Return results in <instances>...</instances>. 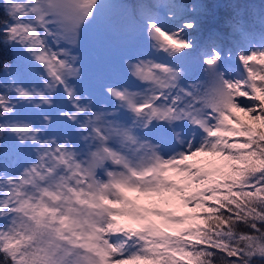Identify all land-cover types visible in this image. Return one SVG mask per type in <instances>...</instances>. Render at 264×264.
Listing matches in <instances>:
<instances>
[{
  "label": "snow or ice",
  "instance_id": "1",
  "mask_svg": "<svg viewBox=\"0 0 264 264\" xmlns=\"http://www.w3.org/2000/svg\"><path fill=\"white\" fill-rule=\"evenodd\" d=\"M0 264H264V0H0Z\"/></svg>",
  "mask_w": 264,
  "mask_h": 264
},
{
  "label": "trees",
  "instance_id": "2",
  "mask_svg": "<svg viewBox=\"0 0 264 264\" xmlns=\"http://www.w3.org/2000/svg\"><path fill=\"white\" fill-rule=\"evenodd\" d=\"M256 1L258 2L257 4H259L260 0H249V2L253 3H255ZM226 2H228V0H216L215 4H224ZM0 75H4V70L2 68H0Z\"/></svg>",
  "mask_w": 264,
  "mask_h": 264
},
{
  "label": "rangeland",
  "instance_id": "3",
  "mask_svg": "<svg viewBox=\"0 0 264 264\" xmlns=\"http://www.w3.org/2000/svg\"><path fill=\"white\" fill-rule=\"evenodd\" d=\"M188 2H192V0H188ZM205 3L215 4L216 0H203ZM255 3H258L257 1ZM4 75H0V79H3Z\"/></svg>",
  "mask_w": 264,
  "mask_h": 264
}]
</instances>
